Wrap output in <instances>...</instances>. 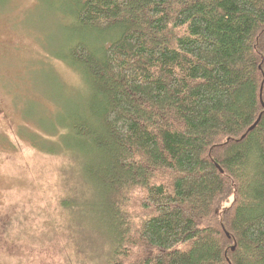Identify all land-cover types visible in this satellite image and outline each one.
<instances>
[{"label": "trees", "instance_id": "obj_1", "mask_svg": "<svg viewBox=\"0 0 264 264\" xmlns=\"http://www.w3.org/2000/svg\"><path fill=\"white\" fill-rule=\"evenodd\" d=\"M52 1L84 88L40 149L74 158L94 261L264 264V0Z\"/></svg>", "mask_w": 264, "mask_h": 264}, {"label": "rangeland", "instance_id": "obj_2", "mask_svg": "<svg viewBox=\"0 0 264 264\" xmlns=\"http://www.w3.org/2000/svg\"><path fill=\"white\" fill-rule=\"evenodd\" d=\"M52 2L0 0V264H97L94 224L61 204L83 202L74 158L40 149L41 120L84 88L55 57L70 33Z\"/></svg>", "mask_w": 264, "mask_h": 264}]
</instances>
